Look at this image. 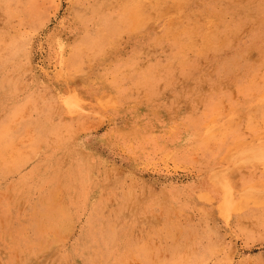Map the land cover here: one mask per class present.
Here are the masks:
<instances>
[{"label":"rangeland","instance_id":"rangeland-1","mask_svg":"<svg viewBox=\"0 0 264 264\" xmlns=\"http://www.w3.org/2000/svg\"><path fill=\"white\" fill-rule=\"evenodd\" d=\"M0 264H264V0H0Z\"/></svg>","mask_w":264,"mask_h":264}]
</instances>
